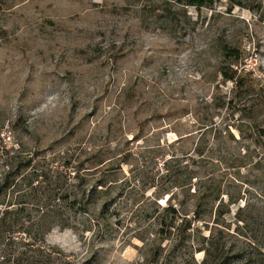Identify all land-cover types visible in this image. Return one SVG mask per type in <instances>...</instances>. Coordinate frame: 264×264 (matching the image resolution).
<instances>
[{
	"label": "rangeland",
	"instance_id": "1",
	"mask_svg": "<svg viewBox=\"0 0 264 264\" xmlns=\"http://www.w3.org/2000/svg\"><path fill=\"white\" fill-rule=\"evenodd\" d=\"M244 6L219 0L199 11L174 0H0L4 144L10 148L21 142L45 154L70 150L80 160L98 151H131L140 172L133 181L136 188L120 202V217L103 224L102 233L83 237L55 229L47 236L48 244L80 264L202 262L203 252L173 250L168 241L160 244V257L154 258L155 249L138 239L143 229L151 238L156 230L146 218L155 208L148 198L153 189L144 190L143 184L158 178L161 164L155 167L156 161L163 163L174 154L182 158L190 147V141L174 144L176 132L197 128L188 113L200 101L210 102L218 85L221 94H229L232 82L221 85L219 72L223 43L241 46L246 53L243 66L264 79V1L259 10ZM166 9L185 12L174 21ZM159 146L162 152L152 154ZM185 164L172 165L181 170ZM217 169L224 192L244 198L229 207L224 224L231 233L240 226L248 237L228 236L244 254L237 262L245 264L253 252L252 240L262 252L254 254L251 264H264V165L259 170L227 164ZM123 173L131 176V166L123 165ZM172 185H167L169 194L181 192ZM169 194L159 203L164 205ZM182 200L179 196L174 203ZM246 203L251 205L247 210Z\"/></svg>",
	"mask_w": 264,
	"mask_h": 264
},
{
	"label": "trees",
	"instance_id": "2",
	"mask_svg": "<svg viewBox=\"0 0 264 264\" xmlns=\"http://www.w3.org/2000/svg\"><path fill=\"white\" fill-rule=\"evenodd\" d=\"M174 1L182 8L200 11L219 0ZM263 1L229 0L232 5H245L250 10H259ZM166 12L176 21L185 10ZM245 56L241 46L221 45V85L232 82L229 94H221L218 85L210 102L202 100L188 113L197 128L185 134L176 132L174 144L190 141V147L182 158L174 154L165 157L163 163L156 161L155 167L161 164L156 171L158 178L143 184L144 190L147 186L153 189L148 198L155 208L146 213V218L153 220L156 230L154 238L148 229L137 237L155 249L154 258L160 257V244L168 241L173 250L185 247L192 254L203 252L202 262L196 264H238L239 259L244 260L243 252L236 242L230 243L228 236L248 237L240 226L235 233L224 226L229 207L244 198L241 193L224 192L217 168L227 164L228 168L250 166L259 170L264 165V79L243 66ZM4 143L0 138V264H80L76 257L48 244L47 236L55 229L73 230L83 237L90 232L98 236L104 231L103 224L118 219L120 202L129 198L136 188L132 187L133 181L140 175L131 160L134 152L98 151L80 160L70 150L45 154L21 142L10 148ZM161 152L160 146L151 151L156 155ZM179 162L186 163L181 170ZM123 165L131 166V176L123 173ZM171 182L180 193L169 194L167 185ZM167 194L169 198L162 205L159 201ZM179 196L183 200L174 203ZM250 207L248 203L244 206L245 210ZM261 208L264 212V204ZM239 211L243 212V207ZM237 220L247 224L241 216ZM249 242L253 252L245 264L254 262V254L262 252L257 243Z\"/></svg>",
	"mask_w": 264,
	"mask_h": 264
}]
</instances>
